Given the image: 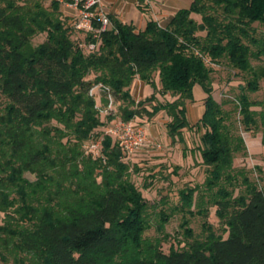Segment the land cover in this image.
<instances>
[{
	"label": "trees",
	"instance_id": "16d2710c",
	"mask_svg": "<svg viewBox=\"0 0 264 264\" xmlns=\"http://www.w3.org/2000/svg\"><path fill=\"white\" fill-rule=\"evenodd\" d=\"M47 1L0 0V262L264 264V169L252 180L251 170L235 166L248 154L241 127L262 133L264 146V100L250 96L264 82V0H194L166 25L150 20L141 31L109 16L111 27L83 42L73 39L61 2ZM41 34L46 40L34 46ZM97 41L95 51L80 47ZM216 67L242 78L235 98L215 99ZM156 77L173 100L129 111L133 82L157 90ZM99 85L104 106L109 95L128 106L109 123L164 111L173 143H184L185 129L204 130L198 154L205 181L182 192L176 209H190L198 191L195 204L208 198L222 233L211 224L201 237L186 229L184 247L168 254L145 238L149 204L132 178L140 169L106 135L90 95ZM197 85L205 111L193 126L187 106ZM98 140L100 152H91ZM160 215L162 229L168 218Z\"/></svg>",
	"mask_w": 264,
	"mask_h": 264
},
{
	"label": "rangeland",
	"instance_id": "374dc122",
	"mask_svg": "<svg viewBox=\"0 0 264 264\" xmlns=\"http://www.w3.org/2000/svg\"><path fill=\"white\" fill-rule=\"evenodd\" d=\"M52 0H48L46 5L48 6ZM163 3V0H159ZM155 1H153L154 3ZM152 3V8L156 9V3ZM164 3L169 7H180V9L188 8L191 2L188 0H164ZM140 5L143 6L141 3ZM107 11L116 15L122 23L131 24L136 28H143L145 23L149 20L150 16L145 12V9L139 7L135 3H127L126 1H120L119 3L112 5L107 4ZM62 10V6H61ZM160 12V9L157 10ZM64 15V13H63ZM71 24L75 19L71 17H65ZM193 18L197 22H201L199 15H193ZM77 20V19H76ZM72 21V22H71ZM76 30V29H75ZM87 34L83 32H74V40H84ZM46 40V34H41L35 37L32 41L34 46L43 43ZM83 42V41H82ZM94 75H90L89 79L94 80ZM214 84V97L218 102H222L225 99H233L239 93L238 86L243 82L241 77L234 76V72L225 68L216 67L213 75ZM157 78V77H156ZM156 84L158 89L155 90L153 86L148 85L146 92L139 91V96L134 97L135 104L128 107L122 102L113 103L104 106L101 101V95L104 89L99 86L95 87L94 96L96 98L97 106L100 109L101 120L105 123V126H109L110 118L121 117L120 110L122 108H129L130 110H142L143 108L152 111V107L157 103H167L172 101L173 97L169 95H163L160 91L159 80L157 78ZM148 91H151L149 93ZM141 95V96H140ZM251 98L263 101L264 100V82L261 83V90L257 93L250 94ZM206 97L205 92L201 86L197 85L194 88V102L188 103V120L191 125H196L202 117L201 106L205 111L203 105V99ZM159 115V114H158ZM155 117H148L145 113L142 116L134 117L133 119L141 121L146 126L155 124ZM165 121L163 126H160V131L157 134L160 138H157V146L144 147L136 154L127 157L128 160L136 164L140 169L139 173L133 175V181L142 191L144 198L149 204L148 215L150 220V228L145 233V238L151 241L158 240L161 243V248L165 253H169L171 249H181L185 245L186 229H192L195 237L204 236V225L211 224L215 231L222 233V225L217 218V208L212 206L208 202V198L204 201L203 206L199 204L201 198L198 191L195 193L194 205L190 209L184 211L176 209V206L180 204L181 193L194 188L200 187L206 178V169L202 164V160L198 154V145L200 144V138L204 133L198 127L192 129H185L183 131L184 143H173L171 138L167 135V123L169 117L161 118ZM104 128L101 129L99 136H102ZM241 134L248 147V154L246 156H239L235 160L236 167H246L252 171V180H259L261 175L258 168L264 169V146L262 145V133H247L240 128ZM30 179H34V176L28 175ZM260 184H263L260 182ZM238 195L236 191L235 196ZM197 202V204H195ZM191 210V213H190ZM199 210H204L203 214H199ZM189 211V212H188ZM164 213L168 220L160 229L161 224L160 213ZM202 212V211H201ZM3 220V215L0 214V222ZM227 237V234L225 235ZM0 264H2L0 262ZM10 264H13L12 262Z\"/></svg>",
	"mask_w": 264,
	"mask_h": 264
},
{
	"label": "built area",
	"instance_id": "2783aa9c",
	"mask_svg": "<svg viewBox=\"0 0 264 264\" xmlns=\"http://www.w3.org/2000/svg\"><path fill=\"white\" fill-rule=\"evenodd\" d=\"M141 2L138 0V5ZM67 5L78 12V18L73 23L74 28L78 32L85 34H92L94 39L98 40L100 34L111 27V19L102 8V0H69ZM95 22L99 27L95 26ZM160 25V22L157 20ZM98 41L81 43L80 47L86 51H95L98 48ZM97 87V86H96ZM104 90L103 86H100ZM95 87L91 90L90 95L94 96ZM111 107L114 103L113 97L108 96ZM106 135L112 136L116 139L123 153L129 157L141 151L146 145L148 140V128L144 123L135 119L124 121L121 119L114 120L107 128ZM102 146V140L93 142L89 146L91 152L99 153ZM160 148V145H156Z\"/></svg>",
	"mask_w": 264,
	"mask_h": 264
},
{
	"label": "crops",
	"instance_id": "0c3cea01",
	"mask_svg": "<svg viewBox=\"0 0 264 264\" xmlns=\"http://www.w3.org/2000/svg\"><path fill=\"white\" fill-rule=\"evenodd\" d=\"M61 2V6H62V12L64 13L65 17H71L73 19H77L78 18V12L76 10H74L73 8H70L67 5V2L69 0H59ZM120 1H126L127 3H135L136 5H138V0H102V8L105 11L106 14H108V16H112L115 17L116 19H118L120 21V19L117 17V14H111L109 11H107V4H112L115 5L117 3H119ZM153 1H155L154 3H156L155 5L157 6L156 9L152 8V3ZM194 0H188V2H191L190 5L192 4ZM140 2L143 4L144 7H142L143 9H145V12L150 16L149 20H158L160 22L161 25H166L171 18L176 14V12L178 10H180V7H169L164 3H161L159 0H140ZM153 3V4H154ZM189 5V7H190ZM188 7V8H189ZM160 9V12H157V10ZM75 19V21H76ZM74 21V22H75ZM148 21L145 23L143 28H137V30L141 31L144 30ZM72 22V21H71ZM73 22V23H74ZM121 22V21H120ZM146 87L147 84H145L144 82H142L139 79H136L132 86H131V94L133 96V98L135 97V93L136 96H139V91L141 90L142 92H146ZM136 90H139L138 92H136ZM135 92V93H134ZM149 93H151V91H148ZM147 93V92H146ZM141 96V95H140ZM204 105V104H203ZM201 112L202 115L204 113V109L203 106H201ZM188 107H187V116H188ZM158 115V114H157ZM167 117L166 112L162 111L159 113V115L155 118V124L153 125H148V140H147V145L146 147H151V146H156L157 144V138H160V136L157 134V132L160 131V126H163L162 123H164L165 121H162L161 118ZM168 135V133H167ZM169 137V135H168Z\"/></svg>",
	"mask_w": 264,
	"mask_h": 264
}]
</instances>
